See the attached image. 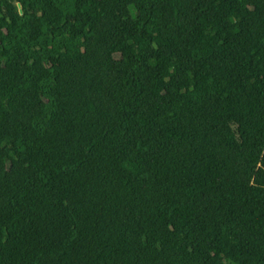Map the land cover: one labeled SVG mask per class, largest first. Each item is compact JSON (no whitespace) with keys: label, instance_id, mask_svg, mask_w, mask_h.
I'll return each mask as SVG.
<instances>
[{"label":"trees","instance_id":"16d2710c","mask_svg":"<svg viewBox=\"0 0 264 264\" xmlns=\"http://www.w3.org/2000/svg\"><path fill=\"white\" fill-rule=\"evenodd\" d=\"M0 264H264V0H0Z\"/></svg>","mask_w":264,"mask_h":264}]
</instances>
